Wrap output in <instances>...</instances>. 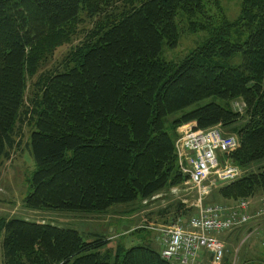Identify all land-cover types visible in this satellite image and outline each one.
<instances>
[{
    "label": "trees",
    "instance_id": "trees-1",
    "mask_svg": "<svg viewBox=\"0 0 264 264\" xmlns=\"http://www.w3.org/2000/svg\"><path fill=\"white\" fill-rule=\"evenodd\" d=\"M221 11L213 0H0V163L25 124L35 163L25 209L103 214L180 187L174 144L188 124L229 130L238 148L228 160L240 171L264 162V0H241L233 21ZM178 25L206 38L166 62L162 46H177ZM236 54L238 67L221 64ZM210 98L226 108L195 107ZM260 169L216 195H264ZM109 243L0 218L1 264H172L148 244L103 250Z\"/></svg>",
    "mask_w": 264,
    "mask_h": 264
},
{
    "label": "rangeland",
    "instance_id": "rangeland-1",
    "mask_svg": "<svg viewBox=\"0 0 264 264\" xmlns=\"http://www.w3.org/2000/svg\"><path fill=\"white\" fill-rule=\"evenodd\" d=\"M213 1L219 3L222 10L221 12L228 21H233L237 18L241 0ZM211 10L215 11L213 7ZM83 29H90L89 24L84 25ZM178 32L179 41L174 49H170L167 45L162 46L161 58L166 62L177 63L190 50L206 38L205 33L191 34L187 32L184 25H178ZM80 36H82L81 33H79L71 45L58 49L54 54L53 60L45 64L40 72L53 69L52 67H55L71 48L80 43L82 40V37ZM221 64L227 67H238L241 64V55L236 54L228 60H222ZM34 81L35 79H33L32 82ZM209 103H215L226 108L225 102L214 98L207 99L197 104L195 107H201ZM240 107L241 105L239 101L231 104V108L234 111L239 110ZM19 131L20 135L16 139L17 146L9 152V157L0 163V218H14L33 223H40L43 221L45 224L58 228L74 230L79 233L85 242L88 243L97 240L98 237H103L104 239L106 238L110 240V243L107 244L103 250L107 249L106 251H113L117 244H120L125 249L141 246L146 243L152 244L150 243L151 239H156L154 229L159 226L174 225L179 219L182 220V222H186L189 217L196 213L198 194L195 188L189 185H184L186 179L180 187H174L178 188L176 193H171V190L174 188L165 189L160 192L161 197L148 201L145 205L139 203L135 206V209H131L128 206H115L103 214L57 211L31 212L23 206V199L28 192L26 184L27 179H29L35 170V163L29 145L30 128L23 124L22 126H19ZM221 131L225 136H233L229 130ZM181 134L182 133L180 132L179 135ZM259 167H261L260 170H263L264 162L246 170L245 172L241 171V176L257 172ZM210 184H214V186L211 187L208 195L202 199L201 203L204 206H230L235 204V202L227 204L215 193L217 189L227 184L217 182L213 175L203 182L202 185L208 187ZM254 199V203L257 202V199H260L259 202L256 203L255 210H257V208L259 209L261 206L260 201L264 199V195L258 194ZM239 201H249V199H242ZM134 212L141 213L139 219L132 224L136 227V230L129 233V230L126 229L128 225L126 224L125 219H127L128 222L129 219L127 217ZM124 216L126 217L123 218ZM119 217H121L120 220L118 219ZM238 229H240V234L237 241H233V238H226L230 239V241L227 242L226 245L223 244L224 260L222 264H225V259H227L228 264H264V217L252 219L246 225L242 226V228L239 227L230 232ZM228 233L220 234L216 236V238L219 240V236ZM151 246L153 250L157 251L155 245ZM204 260H206L207 263ZM208 261V255L202 250L199 251L195 263L210 264Z\"/></svg>",
    "mask_w": 264,
    "mask_h": 264
},
{
    "label": "built area",
    "instance_id": "built-area-1",
    "mask_svg": "<svg viewBox=\"0 0 264 264\" xmlns=\"http://www.w3.org/2000/svg\"><path fill=\"white\" fill-rule=\"evenodd\" d=\"M241 109L242 106L239 111ZM182 128V134L174 144L177 166L186 179L184 185L196 189L198 203L196 213L186 222L179 219L174 225L154 229L159 255L172 264H193L202 250L208 257L211 254L210 264H222L224 246L216 236L246 225L252 218L250 202L204 206L201 201L214 184L208 187L202 184L211 175L221 184H230L241 178L242 172L228 160V156L238 148V140L235 136L223 135L219 127L197 130L195 125H185ZM177 191L178 188H174L171 193ZM158 197L161 194L144 200L142 204ZM260 203L255 218L264 217V199Z\"/></svg>",
    "mask_w": 264,
    "mask_h": 264
},
{
    "label": "crops",
    "instance_id": "crops-1",
    "mask_svg": "<svg viewBox=\"0 0 264 264\" xmlns=\"http://www.w3.org/2000/svg\"><path fill=\"white\" fill-rule=\"evenodd\" d=\"M183 127V126H182ZM182 127H180L178 130H177V135L179 136V134H180V132L183 130V128ZM253 200H255L254 198H251V199H249V202H250V214H251V216H252V218H251V220L252 219H257V218H255V213H256V211L258 210V208H257V210H255L256 209V203H258L259 202V200L257 199L256 201L257 202H255L254 203V201ZM225 202V201H224ZM261 202V201H260ZM226 203L227 204H231V202H227L226 201ZM31 212H35V213H38V212H45V211H31ZM122 213V212H121ZM140 213L141 212H134V213H131L130 215H129V217H127L128 219H129V221L127 222V219H125L126 221V224L128 225V227L126 228V229H128L129 230V233L131 232V231H134V230H136V227H134L132 224L135 222V221H137L138 219H139V217H140ZM128 215V214H127ZM126 215V216H127ZM126 216H124L123 218H125ZM120 218L121 217H119L118 219L120 220ZM40 223H44L43 221H41ZM242 228V227H241ZM126 229H125V231H126ZM239 234H240V229H238V230H236V231H233V232H230V233H228V234H225V235H221V236H219L218 238H219V241L222 243V244H224V245H226V243L227 242H229L230 241V239H226V238H233L232 240L233 241H237V239H238V236H239ZM150 243H152V244H149V243H146V244H148V245H155L156 246V248H157V252H159V246H158V243L156 242V239L155 238H152L151 239V242ZM152 247V246H151ZM206 263H207V261L206 260H204ZM196 262V261H195ZM193 263V264H196V263ZM209 262V261H208ZM225 264H228L227 263V259H225Z\"/></svg>",
    "mask_w": 264,
    "mask_h": 264
},
{
    "label": "water",
    "instance_id": "water-1",
    "mask_svg": "<svg viewBox=\"0 0 264 264\" xmlns=\"http://www.w3.org/2000/svg\"><path fill=\"white\" fill-rule=\"evenodd\" d=\"M211 258H212V257H211V254H210V255H209V260H210V261H211Z\"/></svg>",
    "mask_w": 264,
    "mask_h": 264
}]
</instances>
